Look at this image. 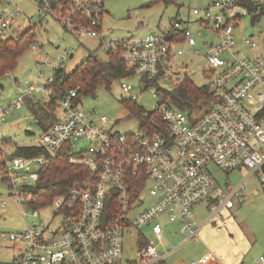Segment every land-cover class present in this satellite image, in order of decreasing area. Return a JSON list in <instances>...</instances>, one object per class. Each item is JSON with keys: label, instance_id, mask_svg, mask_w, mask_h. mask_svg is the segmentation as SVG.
Returning <instances> with one entry per match:
<instances>
[{"label": "built area", "instance_id": "obj_1", "mask_svg": "<svg viewBox=\"0 0 264 264\" xmlns=\"http://www.w3.org/2000/svg\"><path fill=\"white\" fill-rule=\"evenodd\" d=\"M248 12L242 0H211L193 9L198 20L216 33L218 42L208 44L205 55L211 77L207 86L213 96L192 111L176 107L157 92L161 97L157 106L143 113L149 121L141 120L137 133H122L108 129L107 117L96 116L97 109L80 108L77 89L57 97V109L64 113L43 130L40 146L53 155L66 153L70 162L89 167L90 173L46 205L63 216L57 229H40L34 224L2 232L17 250V264H168L175 248L159 249L168 224L177 223L188 238H196L207 224L220 231L227 227L236 203L247 198L241 188L248 177L255 175L264 191V56H240L235 36L237 22ZM104 13V0H40L35 16L41 22L51 15L82 38L105 40L107 50L119 52L144 86L185 80L174 66L177 57L198 52L188 27L175 20L166 34L112 39L101 34ZM19 16H23L19 8L0 10V38L35 27L31 24L35 16L26 22L18 21ZM245 43L256 46L250 38ZM122 88L131 91L133 85L123 82ZM40 92L48 95L41 101L51 100V88L29 82L9 100L2 99L0 90V176L24 209L33 208V216L39 212L32 204L31 190L46 158L12 152L3 127L29 98L39 101L36 94ZM83 141L90 145L78 148L77 143ZM210 163L226 173L239 167L248 172L238 185L224 188L209 170ZM145 193L151 203L139 209ZM28 194L31 199H24ZM202 203L208 216L199 222L195 208ZM7 204L5 199L0 201V212ZM144 226L158 238L157 243L140 232ZM132 229L138 232L137 254L124 258L126 235ZM258 264H264V255Z\"/></svg>", "mask_w": 264, "mask_h": 264}, {"label": "rangeland", "instance_id": "obj_2", "mask_svg": "<svg viewBox=\"0 0 264 264\" xmlns=\"http://www.w3.org/2000/svg\"><path fill=\"white\" fill-rule=\"evenodd\" d=\"M40 0H1L0 10L14 11L19 8L23 16L17 19L26 22L27 17L35 16ZM211 0H104L105 13L102 17V36L106 38H130L146 36L150 33L166 34L172 29L174 21L179 20L188 27L197 40L194 55L184 53L176 58L174 70L189 78L195 85L203 86L210 82L207 74L208 60L206 52L208 44L217 43L218 37L212 28L198 20L193 9L203 8ZM264 3V0H259ZM151 3V4H150ZM256 12L244 14L237 22L235 36L240 56H264V16L253 21ZM33 18L31 24L35 33V46L28 48L19 58L17 65L10 72L0 76L1 97L9 100L17 96L19 87L25 82L42 87L48 86L49 77L54 76V70L63 67L72 72L91 53L101 59H107L108 44L98 37L82 38L74 32L67 31L60 21L47 16L41 22ZM29 24V22H28ZM23 28L13 35H19ZM200 30V32H198ZM250 38L256 46L247 45L245 39ZM186 47V44H183ZM133 85L131 91H125L122 83ZM175 79L160 81L157 85L144 86L140 84L137 75L116 80L110 88L98 86L94 94L81 97L80 108L85 110L97 109L96 116L105 115L108 119L107 128L122 133H137L141 119L131 112L125 102H131L135 107L152 111L160 101L161 90H171L176 86ZM135 95L134 99H131ZM41 99H47L46 92L37 93ZM62 109H57V116L62 117ZM26 116V118H25ZM43 127L36 122L28 104L9 117V123L4 125L3 134L10 139L7 147L13 152L17 145H40ZM90 141L78 142L77 147L89 146ZM215 180L224 188L238 185L246 176L247 169L239 167L226 173L214 163L208 165ZM1 175V174H0ZM30 184L32 180H27ZM10 184L0 176V201L7 200L8 204L0 212V261L13 262L17 250L12 247L8 237L2 232L20 231L29 225H38L40 229L55 230L63 221V216L55 213L52 205L36 208L39 216H33L32 207L24 209L19 197L12 193ZM241 190L247 198L239 200L232 209V216L226 228L218 231L212 224L203 226L196 238H188L187 234L178 232L176 224H169L162 237L160 250L175 248L169 256L170 264H203L206 254L217 256L218 264H258V258L264 255V191L255 175L248 177ZM254 190H259L255 195ZM146 200L140 205L143 209L150 205L151 198L145 193ZM24 199L30 200L28 194ZM199 222L204 221L208 211L204 204L196 208ZM164 220L165 217L163 216ZM159 221V220H158ZM166 222V220H164ZM146 237L157 243L158 238L150 232L148 226L140 228ZM134 229L126 235V250L124 258L136 256V237Z\"/></svg>", "mask_w": 264, "mask_h": 264}, {"label": "trees", "instance_id": "obj_3", "mask_svg": "<svg viewBox=\"0 0 264 264\" xmlns=\"http://www.w3.org/2000/svg\"><path fill=\"white\" fill-rule=\"evenodd\" d=\"M250 12H256L253 21L264 16V3L259 0H242ZM151 4V3H150ZM33 28L23 29L19 35L0 38V76L10 72L17 65L21 55L35 44ZM133 69L127 65L119 52L107 51V59H101L91 53L72 72L63 67L55 68L53 80L47 86L53 90L48 102L28 99V107L34 118L43 129H47L57 119V97L65 96L70 89H77V101L86 94H94L100 85L110 88L114 81L131 76ZM161 95L170 100L176 107L192 111L203 101L212 98L207 85L197 86L189 78L177 83L171 90H161ZM133 114L147 123L150 117L143 116L144 110L135 107L131 102H125ZM153 116V112H150ZM9 138L5 141L8 143ZM15 152L25 157L44 155L45 164L40 170V178L32 189V204L36 207L46 206L53 199L62 194L75 181L82 180L90 173L89 167L69 161L66 153H52L44 150L40 145H17Z\"/></svg>", "mask_w": 264, "mask_h": 264}, {"label": "crops", "instance_id": "obj_4", "mask_svg": "<svg viewBox=\"0 0 264 264\" xmlns=\"http://www.w3.org/2000/svg\"><path fill=\"white\" fill-rule=\"evenodd\" d=\"M101 29H102V27H101ZM36 45V44H35ZM13 115V114H12ZM25 118H26V116H25ZM7 138V137H6ZM10 142V140H8V143ZM254 194L255 195H258L259 194V190H254ZM206 209V208H205ZM231 216H232V214H231ZM196 218H197V216H196ZM231 219V218H230ZM197 220H198V218H197ZM173 224H176L177 226H178V232H180L179 231V225L177 224V223H173ZM169 225V224H168ZM168 225L166 226V230H167V227H168ZM181 233V232H180ZM11 244V243H10ZM13 247V246H12ZM15 255V254H14ZM216 258H217V256H215V254L214 255H212V254H206L204 257H203V259H202V262H203V264H218V262L216 261ZM0 264H17L15 261H14V257H13V262L11 263V262H9V261H0ZM168 264H170V262H169V259H168Z\"/></svg>", "mask_w": 264, "mask_h": 264}]
</instances>
